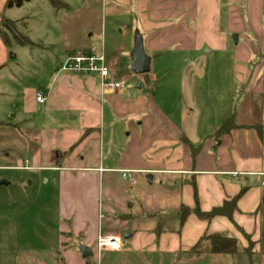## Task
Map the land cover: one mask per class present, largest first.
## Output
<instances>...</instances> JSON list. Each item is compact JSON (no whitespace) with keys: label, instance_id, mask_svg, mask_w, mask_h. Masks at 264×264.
<instances>
[{"label":"crops","instance_id":"crops-1","mask_svg":"<svg viewBox=\"0 0 264 264\" xmlns=\"http://www.w3.org/2000/svg\"><path fill=\"white\" fill-rule=\"evenodd\" d=\"M7 1L2 0V7L7 8ZM105 7L107 17L131 18L133 32L143 37L152 62L156 55L178 51L197 60L214 55L232 66L168 71L176 78L153 80L152 88L148 78L157 77L150 70L138 75L143 77L137 91L128 85L120 92H104L96 76L55 73L53 79L60 84L56 101L67 113L66 120L76 121L73 113L80 111L83 126L74 138L87 137L88 142L98 137L103 154L93 161L81 157L73 162L67 154L61 159V150L52 148L46 164L8 166L39 177L49 172L55 181L53 193L20 196L22 208L16 216L22 222L11 221L9 241L19 256L16 264L106 262L119 253L101 254L97 241L105 234L128 239L129 248L122 241L120 251L127 254H173L188 251L204 237L224 235L235 238L242 250L251 241L261 250L258 264H264V0H105ZM13 44L5 45L0 36L1 52ZM84 48L104 52L90 41ZM109 65L120 80L116 62ZM78 85L81 100L73 93ZM255 96L262 119L247 123L242 116L252 115L249 106ZM51 100L48 92L45 103L36 104L48 108ZM234 113L238 127L217 138L216 130ZM192 147H199L196 154ZM123 171L131 177L123 178ZM19 178L10 173L7 179L15 183ZM241 192L231 218L205 220L194 213L197 207L205 213L221 208ZM47 201L53 203V215L44 211ZM184 208L191 212L182 222ZM23 225L27 228L20 238ZM82 247L90 249L92 257L85 258ZM22 250L28 262L20 257Z\"/></svg>","mask_w":264,"mask_h":264},{"label":"rangeland","instance_id":"rangeland-1","mask_svg":"<svg viewBox=\"0 0 264 264\" xmlns=\"http://www.w3.org/2000/svg\"><path fill=\"white\" fill-rule=\"evenodd\" d=\"M60 1L66 4L67 8L55 9L47 0H33L20 8H6L2 7V0H0V17L13 20L22 19L23 22L19 25L17 23L16 28L30 41L28 45L13 44L5 52L0 51V67L2 66L0 70V121L10 124L4 126L1 123L3 125H0V182L5 180L8 183L0 185V264H16L19 261L18 253L11 250L9 241H11V221L15 218L14 220L22 222V218L18 219L16 216L18 210L22 208L20 196L32 193H53L55 182L50 178L49 172L39 177L36 174L34 176L32 171L24 172L23 169H10V167H34L46 164L44 158L48 157L52 148L57 151L61 150V159L67 154L73 162L79 161L81 157L93 161L103 154L99 150L98 137L88 142L85 141L87 137L83 140L74 138L75 133L79 134L83 126L79 121L80 111L73 113L77 116L76 121L69 122L66 120L67 113L61 111L57 105L56 99L60 84L56 85L53 76L58 71H62L66 56L69 53L83 52L86 49L84 48L85 43L90 41L96 46H102L109 64L116 62L117 76L120 79H127L132 91L138 90L140 79L143 77L131 71L133 49L129 48H131L137 31L133 32L131 18L107 17L105 0ZM123 26H127L126 31L121 30ZM195 65L217 67L220 65L228 68L232 66V63L228 60L222 61L214 55L197 60L190 56L187 57L182 52L170 51L154 57L151 72L156 74L157 78H148V84L152 88L151 84L154 81L165 83L168 77L176 78V74H167L168 71L176 72L177 69ZM75 88H72L76 90L73 93L76 92V97L81 100L80 94L83 91L80 85ZM38 91H42L45 96L48 92L51 93L50 107H39L36 104ZM52 91H54L53 94ZM142 93L144 94L143 90ZM249 108L253 109L252 115H243L242 118L247 117V121L244 119L241 121L261 122L262 109L258 96L251 99ZM13 117H16V121ZM76 140L82 141L75 145ZM68 146H72V150ZM105 154L106 150H104ZM10 173L20 176L19 180L12 183L10 180L13 178H11L8 181ZM28 173H32L31 176L27 177ZM35 177L40 178L41 181H35ZM31 182L34 183L32 187L29 184ZM38 182L39 186H37ZM52 207L53 203L47 201L44 211L53 215ZM11 213H14V217ZM24 228L27 227L24 225L20 227V238L25 233ZM122 241L125 244L124 248H129L126 246L129 240L123 238ZM249 247L250 245L246 249ZM120 251L121 249L102 251L101 254L104 252H118L119 254L99 264H258L261 253L257 247H253L252 251L255 256L252 259L244 253L235 257L212 253L211 245L206 237L188 251L183 250L173 254L148 250L127 254L120 253ZM22 253L25 252L22 250L20 257L28 262L29 258Z\"/></svg>","mask_w":264,"mask_h":264},{"label":"trees","instance_id":"trees-1","mask_svg":"<svg viewBox=\"0 0 264 264\" xmlns=\"http://www.w3.org/2000/svg\"><path fill=\"white\" fill-rule=\"evenodd\" d=\"M33 0H8L7 1V8H13L17 7L20 8L24 4L32 2ZM49 4L55 8V9H63L67 8L66 4H63L60 0H48ZM18 22L16 21H10L3 19L1 22V29H0V36L5 43V45L10 46L13 40L15 43L25 46L30 44V41L27 37L23 36L22 33L18 31V28H16V24ZM238 127L237 120H236V113H234L231 117H229L223 124L216 130L215 135L216 137H220L222 135L228 134L232 130L236 129ZM187 142V141H185ZM193 153L196 154V152L199 150V147L193 148ZM241 192L237 197L232 199L229 202H226L223 207L216 208L212 210L211 212L205 213L202 212L198 207L195 209L194 213L201 219L209 220L212 218H215L217 216H226L231 218L233 210L236 208L237 202L239 198L242 196ZM189 209H182L180 218L181 221L184 222L186 217L190 214ZM208 242L211 245L212 253H219L228 255L230 257H235L240 254H246L249 258L252 259L253 256V247L254 244L250 241V247L248 249L242 250L240 249L239 243L235 238L226 237L224 235H213L210 236L208 239Z\"/></svg>","mask_w":264,"mask_h":264},{"label":"built area","instance_id":"built-area-1","mask_svg":"<svg viewBox=\"0 0 264 264\" xmlns=\"http://www.w3.org/2000/svg\"><path fill=\"white\" fill-rule=\"evenodd\" d=\"M61 70L79 76L98 77L101 83V88L104 92H120L128 86V81L115 78L112 67L109 65L104 52L70 53L66 57ZM36 100L38 103H45L46 96L42 91L36 93ZM122 176L123 178H130L131 172L123 171ZM121 242L122 236L105 234L98 237L97 245L100 251H113L121 249Z\"/></svg>","mask_w":264,"mask_h":264},{"label":"water","instance_id":"water-1","mask_svg":"<svg viewBox=\"0 0 264 264\" xmlns=\"http://www.w3.org/2000/svg\"><path fill=\"white\" fill-rule=\"evenodd\" d=\"M131 56H132L131 71L134 74L143 75L150 72L152 59L146 53L144 39L139 33V31H136L135 34L134 48L131 53ZM2 184L7 185L8 183L7 181L3 180L2 182H0V185ZM81 253L85 258L92 257L93 255L92 251L86 247L81 248Z\"/></svg>","mask_w":264,"mask_h":264}]
</instances>
